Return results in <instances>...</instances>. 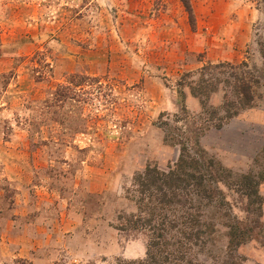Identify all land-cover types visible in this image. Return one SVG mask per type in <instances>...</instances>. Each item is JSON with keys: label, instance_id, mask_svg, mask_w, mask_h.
<instances>
[{"label": "rangeland", "instance_id": "1", "mask_svg": "<svg viewBox=\"0 0 264 264\" xmlns=\"http://www.w3.org/2000/svg\"><path fill=\"white\" fill-rule=\"evenodd\" d=\"M189 4L0 0V264H264V83L220 127L231 74L189 88L261 66L264 0Z\"/></svg>", "mask_w": 264, "mask_h": 264}, {"label": "trees", "instance_id": "2", "mask_svg": "<svg viewBox=\"0 0 264 264\" xmlns=\"http://www.w3.org/2000/svg\"><path fill=\"white\" fill-rule=\"evenodd\" d=\"M180 1L184 7V10L187 13L189 22L191 23L192 11L189 4V0H180ZM260 53L262 58L261 66L260 67L253 66L252 72L251 69H247L245 67L246 65L243 62H240L238 65L229 62H219L216 64H205L202 65L200 68H198L197 78L195 80H191L190 82H192V85L189 86L191 93L198 98H202V97L205 98L210 91H214V89L217 86V83L219 82V80L215 77L214 74L228 73V75L231 74L232 77V81L230 83L229 82L227 83L226 78L222 80L224 84H227V88L229 89V94L227 96L223 95L222 103L219 106V114L217 113L218 115H216L215 118L217 119V123H213L212 124L213 126L220 127L221 123L229 120L230 118L237 115L240 111L252 107L255 104L254 103L255 91L258 88V86L264 83V47ZM185 75L186 74H184L183 77ZM184 82L186 81H184L183 78L180 77L177 84L180 85ZM200 102L202 108L204 104L202 100H200ZM180 110H182V108ZM213 117L215 116L213 115L208 116L209 120ZM246 176L249 177V175ZM244 177L245 176H243V178ZM178 178L181 179L182 177H178ZM240 183H242V181H240ZM250 194L251 196L253 195L254 198L256 197V193L253 189L252 191H250ZM181 200L177 193L174 196H172V198L170 199V203H173L174 205L177 204L181 205L182 204ZM246 200L249 204L252 203L251 199H250L251 202L249 201V197ZM232 223L233 225L226 223V225H229L227 226L228 228L226 231L228 249H231L233 248L232 247L233 245H237L245 241L246 239L250 238L249 228L239 227L234 220ZM170 226L171 225H169V227L166 226L167 233L171 231Z\"/></svg>", "mask_w": 264, "mask_h": 264}, {"label": "crops", "instance_id": "3", "mask_svg": "<svg viewBox=\"0 0 264 264\" xmlns=\"http://www.w3.org/2000/svg\"><path fill=\"white\" fill-rule=\"evenodd\" d=\"M252 115L254 114V115H256V117L258 118V119H261L260 121H262L263 123H264V113L262 112L261 113V111L259 112H256V111H252V113H251Z\"/></svg>", "mask_w": 264, "mask_h": 264}]
</instances>
